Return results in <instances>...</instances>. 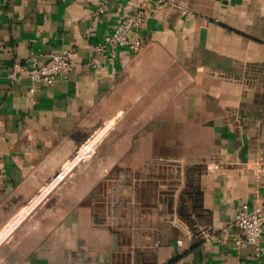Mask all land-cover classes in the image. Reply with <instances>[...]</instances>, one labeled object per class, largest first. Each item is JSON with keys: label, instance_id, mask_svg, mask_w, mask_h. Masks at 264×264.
I'll use <instances>...</instances> for the list:
<instances>
[{"label": "crops", "instance_id": "0c3cea01", "mask_svg": "<svg viewBox=\"0 0 264 264\" xmlns=\"http://www.w3.org/2000/svg\"><path fill=\"white\" fill-rule=\"evenodd\" d=\"M151 2L141 49L94 67L138 0H0V264H264L234 224L264 205V0ZM65 48L53 85L9 79Z\"/></svg>", "mask_w": 264, "mask_h": 264}, {"label": "built area", "instance_id": "2783aa9c", "mask_svg": "<svg viewBox=\"0 0 264 264\" xmlns=\"http://www.w3.org/2000/svg\"><path fill=\"white\" fill-rule=\"evenodd\" d=\"M111 1L127 0H102L104 3ZM156 2L160 5L165 3L164 0H156ZM154 11L156 10L151 0H138L136 10L133 13L127 14L111 32L104 36L102 41L95 45L97 55L90 57L88 64L98 67L105 62L111 61L113 54L109 53V51L117 47H125L133 52H138L141 49V41L137 38L134 40L131 39L129 33L136 32L138 29L146 26L148 18ZM78 55L79 52L77 49L65 48L49 53L46 61L42 64H39L36 60L25 65L16 62L12 71L8 73V77L11 81H14L19 76L26 75L30 78L32 86H36L37 84L53 85L58 78L67 76L76 67L78 64ZM105 130L106 127L103 130L95 132L80 146L72 159L63 166L41 193V196L62 182L75 165L89 160L94 156ZM171 222L173 225L183 228L188 238H192L195 235L177 217H173ZM234 224L242 233L236 242L241 245L255 246L256 255H261L263 249L260 241L264 232V205H258L253 209H249L245 205L239 207L235 215ZM197 234L206 241L216 239L211 232L203 228L198 229ZM178 244L181 245L182 240H179Z\"/></svg>", "mask_w": 264, "mask_h": 264}]
</instances>
